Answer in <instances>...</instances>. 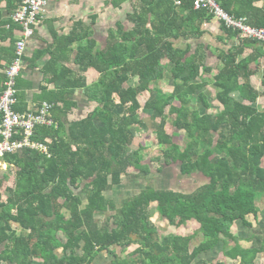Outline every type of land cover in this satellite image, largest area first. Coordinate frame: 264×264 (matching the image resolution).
Here are the masks:
<instances>
[{"label":"trees","instance_id":"obj_1","mask_svg":"<svg viewBox=\"0 0 264 264\" xmlns=\"http://www.w3.org/2000/svg\"><path fill=\"white\" fill-rule=\"evenodd\" d=\"M11 1L18 9L21 0ZM216 1L229 14L264 28V7L258 5L264 0ZM127 3L132 10L108 30L104 46L89 33L93 21L85 37L65 39V47L56 49L44 70L53 88H41L37 102L55 105L51 117L56 124L37 127L33 139L46 144L50 156L22 149L3 159L15 169V183L6 188L4 200L0 179V264H93L117 248L121 251L113 254L114 264H258L264 256V110L254 104L264 91L252 85V65L263 52L244 57L257 42L242 38L222 51L213 80L216 93L209 95V55L193 41L204 36V26L215 17L194 10L195 0L179 5L172 0H108L106 5L123 9ZM91 68L100 74L93 83L84 75ZM20 79L16 111L26 112ZM166 79L173 81L171 91L161 85ZM132 80L135 85L128 86ZM79 91L97 106L71 121ZM145 92L150 97L143 106L139 98ZM141 110L151 114L161 150L153 161L179 165L183 177L202 175L201 186L186 193L156 187L147 148H134L137 131L149 130ZM125 178L150 184L119 207L107 193L122 187ZM155 203L172 226L195 221L200 230L162 235L153 222ZM236 224L245 237L233 233ZM199 234L202 241L195 245ZM133 245L137 249L123 257ZM217 251L222 259L206 260Z\"/></svg>","mask_w":264,"mask_h":264},{"label":"crops","instance_id":"obj_2","mask_svg":"<svg viewBox=\"0 0 264 264\" xmlns=\"http://www.w3.org/2000/svg\"><path fill=\"white\" fill-rule=\"evenodd\" d=\"M107 1L108 0H52L46 12L39 16L37 25L35 26V34L28 42L26 56L29 59H32L35 54L39 57L37 59H32V62L26 59V66L20 79L23 84V90L20 94L26 102V112L33 109L35 110L37 109L36 107L40 105L37 100L42 95L41 88L46 86L53 88V85H48L45 81L44 70L50 63L52 54L56 52V49L65 47L63 44L65 39L70 36H76L78 38L85 37L87 26L92 25L94 21L95 24L90 27L89 33L99 41L100 47L104 46L101 34L103 33V29H105L104 25L107 21L103 20V13H115L117 11V9L107 6ZM258 5L264 7V1L258 2ZM16 6L17 4H14L11 0H0V93L5 89L6 69L14 59L16 43L21 35V27L14 24L12 21V15L16 10ZM124 8L131 9L132 4L127 3ZM81 23L86 27L82 28L80 26ZM222 24L223 23L218 19H214L211 23L204 26V36L200 40L193 41L199 46V49H204L209 55L206 65L213 69V71L205 77V80L208 82L206 91L209 95L211 93H216L213 80L221 68V63L217 56L222 51H228L232 47L237 46L241 39V37H231L229 34H226ZM107 29L109 30V27H107ZM72 48L76 49L77 43H75ZM256 50L262 51L263 55L258 58L257 63L252 65L254 71H256V74L252 77V85L258 92L262 93L264 91V50L261 44L257 42L253 47H248L245 50L244 57L250 56ZM70 67L74 68L76 71H80L77 65H70ZM84 75L87 77L89 83L96 82L100 77V74L92 68ZM214 91L215 93H213ZM75 99L78 101L79 108L74 109L73 113L70 114L69 119L71 121H78L86 117L82 116L84 113V99H86V97H84V91H79L75 95ZM244 103L249 104L246 100ZM254 105H259L261 109H264V97L259 98L258 102ZM78 116H80V118ZM3 168L6 170L9 168V165L3 159H0V170ZM99 258L101 259L99 261L102 262V256ZM101 264L104 263L102 262Z\"/></svg>","mask_w":264,"mask_h":264},{"label":"built area","instance_id":"obj_3","mask_svg":"<svg viewBox=\"0 0 264 264\" xmlns=\"http://www.w3.org/2000/svg\"><path fill=\"white\" fill-rule=\"evenodd\" d=\"M51 1L21 0L12 15L13 23L21 27V35L16 43L15 58L6 69L5 89L0 93V159L22 149L36 150L50 156L48 146L35 141L33 137L37 127L56 124L51 117L55 105L43 102L37 109L23 113L16 111V106L19 94L17 79L26 66L28 42L35 34L39 16L46 12ZM172 1L179 5L182 0ZM194 10H207L227 28L238 32L241 38L260 43L264 50V28L249 25L248 18L229 14L216 0H195Z\"/></svg>","mask_w":264,"mask_h":264},{"label":"rangeland","instance_id":"obj_4","mask_svg":"<svg viewBox=\"0 0 264 264\" xmlns=\"http://www.w3.org/2000/svg\"><path fill=\"white\" fill-rule=\"evenodd\" d=\"M130 10H131L130 8H128V9L123 8V9H117V11L115 13H113V12H111V13L105 12V14L103 13V16H102L103 20L107 21V23H105V25H104L105 29H103V33L101 34L103 45L105 44V39L107 38L106 37L107 32H108L107 27H109V29H110V27L116 26V23L119 20L124 21L126 18L127 12H129ZM111 15H113V16H111ZM126 24H127V22H126ZM248 24L251 25L249 22V19H248ZM164 63L167 64V61H165ZM205 63H207V61ZM135 83H136V80H132L127 85L133 86V85H135ZM161 85H162V87H165L168 91H171L173 89V81L170 79H166ZM213 93H215V91ZM149 97H150L149 92H145L140 96L139 99H140V102L143 106L145 105V103L147 102ZM84 101H85V103H84V113L82 115L83 117L87 116L88 113L93 111L94 107H96V104L89 103V101L87 99H84ZM257 106H259V105H257ZM117 111L119 113H122L123 112L122 107H119L117 109ZM140 113H141L143 120L148 125L149 130L148 131H144V130H138L137 131V138H136V141L134 144L135 145L134 148H138L141 144L143 146H145V148H147L145 151V158L147 160L146 162L152 168V173H153L152 180H155L154 183H155L156 187L158 189H163V188L174 189L176 191L186 193V192H192L193 190H195L196 188L201 186L204 183V178L202 175L197 174V175L190 176V177H183L180 173L179 165L170 166V165H166L164 162H161V161H153L154 158L159 157V155L161 154V150L157 145V140H156L155 135H154V128L155 127H154V124L151 120V114L150 113L145 112L144 110H141ZM78 117L80 118V116H78ZM174 119H175L174 117H170L169 122H173ZM263 165H264V163H263ZM158 169H162L161 174H159L157 172ZM2 178L4 179L2 192L4 194V196H3L4 200H6L7 199L6 188H13L14 187L15 169H13V168H10V169L7 168L6 170L4 168L1 169L0 170V179H2ZM149 184H150V180L147 181V180H141V179H127V178H125L124 184L122 187H119V188H116V190L110 191L109 193H107V195L110 198H113L118 203L119 207H121L123 200L139 193L142 189H144ZM151 210L153 213V222L157 225L161 234L164 236L169 235V234L188 236V235H193L195 233H198V231L200 230V225L195 221L189 222L187 225H185L181 228H177L175 226H172L166 219H163L159 215V213L157 211V204L156 203L152 205ZM105 218L106 217H103V219H105ZM250 219L253 223H256L255 218L253 216ZM263 223H264V221H263ZM232 231L235 235H238L240 237H245V232H244V229H243L241 224H236L233 227ZM60 238L62 239L63 242L65 241V237L61 234H60ZM201 241H202V235L199 234L198 236H196V239L194 240V244L198 245ZM243 244L245 246H249V244H247V243H243ZM137 247H138L137 245L131 246L129 248L128 252L125 255H123V257H127L128 254L133 252L135 249H137ZM222 248H223V244H220L218 251L221 252ZM120 251H121L120 248H117L116 250L113 249L109 253H103L99 257L102 256V259H103L102 262L104 264H114L113 263V254H115L116 252H120ZM218 251L215 254H210V256H206V260H208V261L212 260V262L214 260V262H216L218 259H222L223 256H222V254H219ZM58 255L63 256V253L61 250L58 251ZM99 257L96 259V261L93 264H101L102 263L99 261V260H101ZM258 264H264V256L262 257L261 261Z\"/></svg>","mask_w":264,"mask_h":264}]
</instances>
